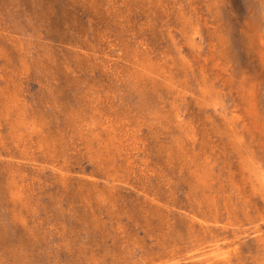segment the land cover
<instances>
[{"label": "rangeland", "instance_id": "rangeland-1", "mask_svg": "<svg viewBox=\"0 0 264 264\" xmlns=\"http://www.w3.org/2000/svg\"><path fill=\"white\" fill-rule=\"evenodd\" d=\"M0 264H264V0H0Z\"/></svg>", "mask_w": 264, "mask_h": 264}, {"label": "bare ground", "instance_id": "bare-ground-1", "mask_svg": "<svg viewBox=\"0 0 264 264\" xmlns=\"http://www.w3.org/2000/svg\"><path fill=\"white\" fill-rule=\"evenodd\" d=\"M112 128V127H111ZM120 140V139H119ZM134 188V187H133ZM164 217V216H163ZM211 251V250H210ZM222 256V255H221Z\"/></svg>", "mask_w": 264, "mask_h": 264}]
</instances>
